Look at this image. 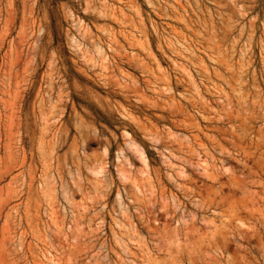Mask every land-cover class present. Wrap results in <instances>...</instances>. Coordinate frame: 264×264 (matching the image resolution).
Here are the masks:
<instances>
[{
	"label": "rangeland",
	"instance_id": "obj_1",
	"mask_svg": "<svg viewBox=\"0 0 264 264\" xmlns=\"http://www.w3.org/2000/svg\"><path fill=\"white\" fill-rule=\"evenodd\" d=\"M0 264H264V0H0Z\"/></svg>",
	"mask_w": 264,
	"mask_h": 264
},
{
	"label": "bare ground",
	"instance_id": "obj_2",
	"mask_svg": "<svg viewBox=\"0 0 264 264\" xmlns=\"http://www.w3.org/2000/svg\"><path fill=\"white\" fill-rule=\"evenodd\" d=\"M229 107H230V106H229ZM175 108H176V107H175ZM177 108H178V107H177ZM182 111H183V110H182ZM182 141H183V140H182ZM258 161H259V160H258ZM213 174H214V173H213ZM232 179H233V178H232ZM228 181H229V180H228ZM211 185H212V184H211ZM226 185H227V184H226ZM230 185H231V184H230ZM191 189H192V188H191ZM213 189H214V188H213ZM215 189H216V188H215ZM213 191H214V190H213ZM213 191H212V192H213ZM252 236H254V235H252ZM252 236H251V237H252Z\"/></svg>",
	"mask_w": 264,
	"mask_h": 264
}]
</instances>
